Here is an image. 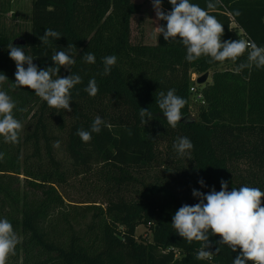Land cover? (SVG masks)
I'll list each match as a JSON object with an SVG mask.
<instances>
[{
	"label": "trees",
	"instance_id": "1",
	"mask_svg": "<svg viewBox=\"0 0 264 264\" xmlns=\"http://www.w3.org/2000/svg\"><path fill=\"white\" fill-rule=\"evenodd\" d=\"M191 2L206 8V0ZM162 6L172 9L169 0ZM7 11L8 1L0 0V16ZM141 12L136 0H32L25 44L14 43L23 33L11 34L0 22V72L9 79L0 90L16 102L14 116L23 124L18 144L0 137V218H7L20 238L7 264H232L239 254L222 245L211 260H197L202 242L184 240L171 223L182 205L199 202L193 189L218 192L221 179L229 191L245 185L264 191V68L237 74L247 51L236 62H209L205 56L188 62L178 39L166 42L160 35L147 42L141 29L134 40L133 18ZM210 14L224 26L222 41L245 35L264 47V0H221ZM159 24L166 27V21ZM49 28L62 37L42 44L39 37ZM11 43L23 47L38 69L54 66L51 56L75 45V64L59 71L62 78L74 74L82 80L71 90V112L13 86ZM86 52L95 55V63L82 59ZM112 55L117 63L105 75L103 58ZM192 70H212L210 81L195 85L202 94L195 116ZM92 78L98 85L94 97L84 90ZM169 89L187 101L175 129L156 103L159 92ZM140 108L154 113L150 121L144 117L147 124ZM97 116L104 121L101 131L83 142L77 129H90ZM180 137L194 145L184 156L173 147ZM55 141L69 164L58 158ZM158 165H165V174L151 175ZM74 182L91 186L90 195L102 198L72 199L65 188ZM140 225L152 229V241L138 239ZM209 239L208 250L215 252L221 237Z\"/></svg>",
	"mask_w": 264,
	"mask_h": 264
},
{
	"label": "clouds",
	"instance_id": "2",
	"mask_svg": "<svg viewBox=\"0 0 264 264\" xmlns=\"http://www.w3.org/2000/svg\"><path fill=\"white\" fill-rule=\"evenodd\" d=\"M172 5L171 11L163 10V0H152L153 10L156 17L155 37L163 35L166 42L179 40L186 48V60L193 62L200 57H210L209 62L223 63L226 60L236 62L245 54L248 55L245 63H241L235 69L240 74L244 69L264 68V47L258 46L254 41L238 39L222 41L224 26L210 14L214 12L221 0H206V8L192 3L191 0H169ZM235 15L241 13L237 10ZM159 21H166V27L160 25ZM62 35L53 29H45L44 34L39 37L42 44L51 40H58ZM9 57L15 62L14 87L28 88L46 101L49 107L63 109L71 112L70 107L71 90L82 83L79 75L71 74L65 78L59 75L61 67L75 64L71 53L75 45L67 46V51L59 50L51 56L54 66L38 69L33 63V57L25 54V49L10 44L7 46ZM82 59L89 63H95V55L86 52ZM104 74L109 75L113 66L117 63L116 56L103 58ZM27 65V68H25ZM53 77H56L55 79ZM9 79L6 74L0 72V85ZM90 96L98 93V85L95 78L88 81L84 89ZM156 103L166 117L168 125L173 129L177 127L183 117L182 109L187 101L176 95L175 89H169L165 94L159 92ZM14 109L16 102L4 90H0V137L5 143L18 144L23 124L15 118ZM23 111V109H19ZM142 122L144 117L148 121L154 118V113L149 109L140 108ZM104 121L97 116L90 129H77L76 134L83 142H89L94 133L101 131ZM60 141H55L53 146L60 147ZM180 156H184L194 148L192 141L187 137H180L173 145ZM0 159L3 154L0 153ZM201 187H206L205 181L200 179ZM221 190L204 193L197 189L192 190L193 197L198 199L195 205H182L173 215L172 227L184 240L202 242L196 254L197 260H211L214 254L221 251L222 245H227L232 252L239 254L232 260V264H264V191L247 185L239 188L232 187L228 190V182L221 179ZM219 236L221 239L216 243L219 245L215 252L208 249L212 246L209 235ZM20 238L13 229V225L7 218H0V264H7L8 257L15 254Z\"/></svg>",
	"mask_w": 264,
	"mask_h": 264
},
{
	"label": "rangeland",
	"instance_id": "3",
	"mask_svg": "<svg viewBox=\"0 0 264 264\" xmlns=\"http://www.w3.org/2000/svg\"><path fill=\"white\" fill-rule=\"evenodd\" d=\"M8 1V7L9 11H7L5 14L0 16V22L9 30L11 34L15 33H23L25 36H15V38H29L30 32H31V12H32V0H3ZM142 5V12L139 15H136L133 18L132 22V29H133V39L137 40L139 36L141 35V31L143 30V40L147 42H156L157 39L155 37V26L156 25V17L155 12L153 10L152 6V0H136ZM141 26V27H140ZM142 29V30H141ZM225 67V65H220L217 68L222 69ZM211 74L212 70L209 71V75L207 80H211ZM201 72L192 70L191 72V79L192 81H195V84H197V78L201 76ZM196 78V80H195ZM191 92V111L193 116L197 113V108L199 106V99H197L196 92ZM162 150L164 151L165 146H161ZM57 156L59 159H62L66 162V164H69V161L67 159L66 153L61 150L60 148H57ZM163 159H167L165 152H163ZM170 164L171 171L174 169V164L172 162H168ZM165 166V165H164ZM164 166L158 165L157 167L152 169V174L157 175H163L165 174V168ZM168 173V172H166ZM175 175V173H173ZM180 178V177H179ZM149 181H153L151 178ZM73 186H68L65 188L66 192L72 197V199L75 200H93L96 198H102V196H95L90 195L91 193H94V190L91 188V186H81L78 182H74ZM95 194V193H94ZM136 235L138 236V239L143 241H152L154 234L152 229L145 225H140L137 228Z\"/></svg>",
	"mask_w": 264,
	"mask_h": 264
},
{
	"label": "water",
	"instance_id": "4",
	"mask_svg": "<svg viewBox=\"0 0 264 264\" xmlns=\"http://www.w3.org/2000/svg\"><path fill=\"white\" fill-rule=\"evenodd\" d=\"M14 43L15 44H25L26 43V40L24 38H16L14 40ZM208 75H209V72H205L204 74H202L201 76H199L197 78V83L198 84H203L207 80Z\"/></svg>",
	"mask_w": 264,
	"mask_h": 264
},
{
	"label": "built area",
	"instance_id": "5",
	"mask_svg": "<svg viewBox=\"0 0 264 264\" xmlns=\"http://www.w3.org/2000/svg\"><path fill=\"white\" fill-rule=\"evenodd\" d=\"M241 32L244 33L243 30H241ZM243 39L248 40V38L245 35L243 36ZM195 80H196V78H195ZM190 91L197 93V95H196L197 99H199V100L202 99V94L197 91V88L195 85L190 88Z\"/></svg>",
	"mask_w": 264,
	"mask_h": 264
},
{
	"label": "crops",
	"instance_id": "6",
	"mask_svg": "<svg viewBox=\"0 0 264 264\" xmlns=\"http://www.w3.org/2000/svg\"><path fill=\"white\" fill-rule=\"evenodd\" d=\"M159 22H160V21H159ZM159 22H158V23H159Z\"/></svg>",
	"mask_w": 264,
	"mask_h": 264
}]
</instances>
